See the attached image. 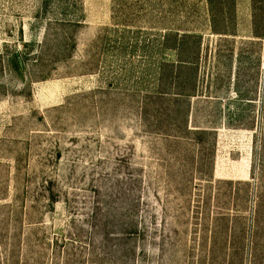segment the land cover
<instances>
[{
    "label": "rangeland",
    "instance_id": "rangeland-1",
    "mask_svg": "<svg viewBox=\"0 0 264 264\" xmlns=\"http://www.w3.org/2000/svg\"><path fill=\"white\" fill-rule=\"evenodd\" d=\"M207 252L264 264V0H0V264Z\"/></svg>",
    "mask_w": 264,
    "mask_h": 264
},
{
    "label": "trees",
    "instance_id": "trees-1",
    "mask_svg": "<svg viewBox=\"0 0 264 264\" xmlns=\"http://www.w3.org/2000/svg\"><path fill=\"white\" fill-rule=\"evenodd\" d=\"M190 256L193 257L190 252L185 251L184 259H188ZM222 256L223 257H221L220 259H217L216 254L214 252H207V254H200V257L196 258L198 264H235V259L231 255L229 256L228 254H224Z\"/></svg>",
    "mask_w": 264,
    "mask_h": 264
}]
</instances>
